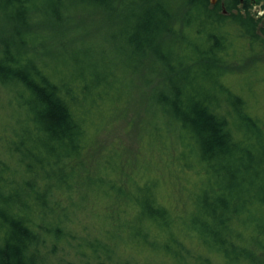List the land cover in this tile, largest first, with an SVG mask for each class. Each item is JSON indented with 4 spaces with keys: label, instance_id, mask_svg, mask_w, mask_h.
Here are the masks:
<instances>
[{
    "label": "trees",
    "instance_id": "1",
    "mask_svg": "<svg viewBox=\"0 0 264 264\" xmlns=\"http://www.w3.org/2000/svg\"><path fill=\"white\" fill-rule=\"evenodd\" d=\"M249 1L0 0V86L13 103L0 264H135L123 245L158 259L144 264H264V120L246 90L264 65L240 91L228 81L236 59L264 54V16ZM134 92L146 96L151 144L194 177L183 215L156 179L131 178L130 192L118 159L89 153L104 104L117 114ZM89 194L118 205L92 241L72 210Z\"/></svg>",
    "mask_w": 264,
    "mask_h": 264
},
{
    "label": "rangeland",
    "instance_id": "2",
    "mask_svg": "<svg viewBox=\"0 0 264 264\" xmlns=\"http://www.w3.org/2000/svg\"><path fill=\"white\" fill-rule=\"evenodd\" d=\"M215 2V0H212ZM251 12L259 13L264 16V0H250ZM93 32H91L92 34ZM85 42L89 41L90 36L82 37ZM79 39V41H82ZM109 51V50H108ZM109 53H111L109 51ZM113 55V52H112ZM114 56V55H113ZM116 64H120L117 62ZM264 65V54L257 53L250 57H241L236 59L234 64H230L229 83L231 86L240 91L243 75L254 68ZM115 80L127 88L129 95L128 82L130 75L124 72H117ZM255 78V79H254ZM254 84V85H252ZM244 85L242 86V88ZM250 88L246 89L248 94L255 96V112L264 120V78L252 77ZM145 93L134 92L131 98H127V105L119 106L116 109L117 114H111L107 109L112 107V103L104 104L103 108V127L99 134L95 136V142L89 150L93 156L102 154H112L120 163L122 172L117 182L124 188L129 186L130 192H133L134 186L130 185V180L136 178L156 179L158 184L159 197L161 202L169 207L174 213L183 215L190 209V197L194 191V177L177 170V167L169 163L164 155L158 152V146L151 144L149 134L148 118L145 111L147 106L145 102ZM120 105L125 104L124 98H120ZM107 106V107H106ZM13 103L12 95L7 88L0 86V139L3 141L9 135L12 124ZM134 172H137L134 174ZM148 179V180H149ZM75 205L72 210H78L74 213L77 219L78 227L74 228L76 234L92 241L95 237L101 235V224L105 213L117 212L118 205L116 202L109 203L102 196L89 194L83 200L74 197ZM67 205L71 203L69 199L62 200ZM71 210V211H72ZM77 226V225H76ZM119 254L128 258L135 264L154 263V259L147 253L137 252L125 248V245L118 248ZM130 253V256H128ZM61 253H58L60 255ZM71 257V254H62Z\"/></svg>",
    "mask_w": 264,
    "mask_h": 264
}]
</instances>
